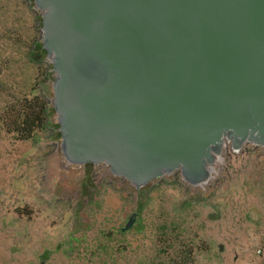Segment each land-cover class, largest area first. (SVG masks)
<instances>
[{"label": "water", "instance_id": "water-1", "mask_svg": "<svg viewBox=\"0 0 264 264\" xmlns=\"http://www.w3.org/2000/svg\"><path fill=\"white\" fill-rule=\"evenodd\" d=\"M33 3L68 165L204 187L227 143L264 147V0Z\"/></svg>", "mask_w": 264, "mask_h": 264}, {"label": "rangeland", "instance_id": "rangeland-1", "mask_svg": "<svg viewBox=\"0 0 264 264\" xmlns=\"http://www.w3.org/2000/svg\"><path fill=\"white\" fill-rule=\"evenodd\" d=\"M44 61L51 68L48 59L45 58ZM54 77L53 73L48 85L47 99L51 107L54 98L52 89ZM51 120L53 125L36 140L12 145L0 139L1 164L7 168L9 163L11 171L24 166L28 176L24 181L23 192L32 203L30 207L33 208V212L37 213L38 217L41 213L47 211L50 213L46 220L38 217L34 219L35 223L30 226L33 232H37L35 225L38 222L42 227L43 223L48 225L52 219L59 220L64 214L70 216L75 214L76 219H80L78 220L80 224L75 221L72 228L76 232H81L95 231L105 222L107 227L108 215L115 216L119 224L125 226L130 218L128 215L137 212L139 216L135 217V222L129 229L131 230L137 225L138 218L142 219L139 228L143 224L149 225L153 221H158L163 216L160 210L163 206L162 199L176 198L183 202L192 198L185 207L188 216L184 226L196 234L199 264H264V255L259 256L256 253V247L260 243L255 241V235L261 237L264 232L255 234L249 225L256 222L257 219L253 216L256 211L264 217V148L244 147L238 154H231L230 149H224L222 161L215 164L213 178L204 187L190 186L188 189L180 172L164 176L163 181L151 183L148 192L141 198L142 206L135 209L136 205L138 206L135 197L138 191L124 179L112 176L106 166L80 167L66 163L60 152L58 125L55 123L56 114L53 111ZM1 164L2 179L6 174V168L3 169ZM199 191L208 195L195 197V193ZM70 219L72 221V217ZM24 226L19 229L16 226L13 228L11 240L8 239L9 241L6 240L4 243L6 247L16 240L20 241L21 232L31 231L29 225L25 229ZM139 232L141 230L131 231L125 237L128 241L134 242ZM26 235L29 237V234ZM38 236L39 234H36L37 238ZM151 236H145L141 242L145 249L154 247ZM33 239L37 240L35 236L30 239L28 246L31 249L28 250L27 259L30 264H39L43 260L41 257L43 242H36ZM16 248L15 243L12 252L6 255L9 264H20L22 254ZM59 250L63 248L59 247ZM1 259L0 256V261ZM65 262V258L56 252L41 264Z\"/></svg>", "mask_w": 264, "mask_h": 264}, {"label": "trees", "instance_id": "trees-1", "mask_svg": "<svg viewBox=\"0 0 264 264\" xmlns=\"http://www.w3.org/2000/svg\"><path fill=\"white\" fill-rule=\"evenodd\" d=\"M42 37V13L33 0H0V139L12 145L36 140L53 125L52 108L47 99L53 71L44 61ZM9 166L8 163L5 176L0 178V264H9L6 255L12 252L15 243L16 250L22 254L19 263L30 264L27 256L31 248L28 245L34 236L37 239L34 241L43 242L42 262L58 252L65 258L64 264H199L196 234L184 226L188 216L185 207L192 198L183 202L176 198L162 199L160 210L163 216L152 224H141L140 228V218L131 230H124L127 223L125 226L119 224L115 216L108 215L107 227L105 222L95 231L76 232L72 225L75 221L79 225L80 219H76L75 214H64L59 220L52 219L48 225L43 223L42 227L38 222L35 225L38 233H35L30 226L38 216L23 192L28 175L24 166L12 171ZM185 186L191 188L188 184ZM150 187L136 192L138 206L135 209H140L141 198ZM206 195V192L199 191L194 196L199 198ZM48 215L50 213L47 211L38 218L46 220ZM133 215L139 216L137 212L128 216ZM23 225L24 229L29 225L31 231L21 232L20 241L16 240L9 248L6 247L4 243L11 240L13 228L16 226L19 229ZM140 230L134 242L125 237L131 231ZM36 234H39L38 238ZM145 236H151L154 243L152 249H145L142 245ZM59 247L63 250H59Z\"/></svg>", "mask_w": 264, "mask_h": 264}, {"label": "crops", "instance_id": "crops-1", "mask_svg": "<svg viewBox=\"0 0 264 264\" xmlns=\"http://www.w3.org/2000/svg\"><path fill=\"white\" fill-rule=\"evenodd\" d=\"M253 216L258 220L259 218L261 219V220H256V222L255 223H249V225H250V230L253 232V233H255V234H260V232L262 231V232H264V217H262L261 215H260V213H258L257 211L253 214ZM242 224H244V223H242ZM241 224V226H245V225H242ZM263 236L264 235H262L261 237H259V235H255V241H258L257 243H261V241H262V238H263ZM260 241V242H259ZM256 243V242H255ZM264 255V254H263Z\"/></svg>", "mask_w": 264, "mask_h": 264}, {"label": "flooded vegetation", "instance_id": "flooded-vegetation-1", "mask_svg": "<svg viewBox=\"0 0 264 264\" xmlns=\"http://www.w3.org/2000/svg\"><path fill=\"white\" fill-rule=\"evenodd\" d=\"M251 148V149H255V148H264V147H257V146H254V145H252V144H250V143H245V144H243L242 146H241V149L238 151V152H235V151H233V149L231 148V144L230 143H227V145L223 148V151H224V149H226V148H228V149H230V153L231 154H238V153H240L241 151H242V149L243 148ZM222 154H223V152H222ZM175 173V172H174ZM173 174V173H172ZM171 174V175H172ZM164 178V177H163ZM163 178H160V179H163ZM160 179H158V180H156V181H154V182H157V181H159ZM151 185V184H150ZM149 185V186H150ZM190 186V185H189Z\"/></svg>", "mask_w": 264, "mask_h": 264}, {"label": "built area", "instance_id": "built-area-1", "mask_svg": "<svg viewBox=\"0 0 264 264\" xmlns=\"http://www.w3.org/2000/svg\"><path fill=\"white\" fill-rule=\"evenodd\" d=\"M256 253L259 256H262L264 254V236L261 243L256 247Z\"/></svg>", "mask_w": 264, "mask_h": 264}]
</instances>
